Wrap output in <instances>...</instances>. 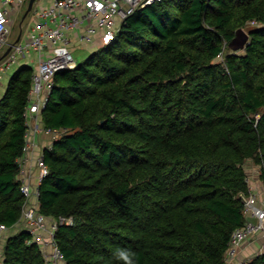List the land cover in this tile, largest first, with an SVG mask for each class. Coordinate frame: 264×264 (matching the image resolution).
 Segmentation results:
<instances>
[{"label":"trees","instance_id":"trees-1","mask_svg":"<svg viewBox=\"0 0 264 264\" xmlns=\"http://www.w3.org/2000/svg\"><path fill=\"white\" fill-rule=\"evenodd\" d=\"M244 49L230 43L239 29ZM33 68L0 99V223L23 216L20 158ZM260 114L256 119L255 115ZM60 132L43 156L40 212L60 222L66 264H225L245 222L243 195L264 181V0H161L115 39L56 73L42 110ZM0 264H48L28 228ZM246 264H264V253Z\"/></svg>","mask_w":264,"mask_h":264},{"label":"built area","instance_id":"built-area-1","mask_svg":"<svg viewBox=\"0 0 264 264\" xmlns=\"http://www.w3.org/2000/svg\"><path fill=\"white\" fill-rule=\"evenodd\" d=\"M158 1L161 0H53L50 5L35 6L30 12L31 20L27 30L22 26L20 38L11 41L15 18L28 0H0V52L4 53L12 46L10 52L0 60V81L12 74L17 67L33 65L36 60L32 59L33 53L38 56L25 112L27 123L30 117L35 120L32 129L34 133H55L44 128L41 114L49 99L56 73L78 65L72 50L74 40L77 38L82 43L91 44L99 36V44H109L130 14L140 7ZM255 117L258 119L260 114ZM30 133L28 129L25 153L35 146L30 140ZM37 167L39 173L35 185L31 184L23 170L20 172L22 193L27 200H38L34 205L26 204L22 218L34 240L42 247L51 248L49 258L46 257L48 264H66L56 240V232L59 223L72 224L73 219L62 217L58 222L40 212L39 186L50 172L43 153L37 158ZM255 170L261 177L262 167L258 166ZM249 182V192L243 195L245 222L231 236L225 264H246L245 259L239 258L241 248L253 236L264 231V190L259 192L254 188L251 177ZM6 230L7 226L0 223V232Z\"/></svg>","mask_w":264,"mask_h":264},{"label":"crops","instance_id":"crops-1","mask_svg":"<svg viewBox=\"0 0 264 264\" xmlns=\"http://www.w3.org/2000/svg\"><path fill=\"white\" fill-rule=\"evenodd\" d=\"M52 1L53 0H37L38 3V6L39 7H43V6H47V5H50L52 4ZM35 3V4H36ZM29 6V0H28V3L25 5ZM37 6L34 5V7ZM37 6V7H38ZM27 10V9H26ZM30 14V13H29ZM28 14V15H29ZM25 16V15H24ZM14 25V24H13ZM24 26V21H22L21 23V27ZM20 33H21V28H20V31H19V34L18 36L15 37V39H18L19 36H20ZM99 37V36H98ZM98 37L96 36V39L94 42H92L91 44H85V43H82L80 42L77 38L74 40V43H73V46H72V50L73 52L78 49V48H81V47H84V48H88V49H92V52H94L95 50H97L99 48V46L101 44H99V40H98ZM6 52V51H5ZM4 53H1L0 54V58L5 54ZM49 53V52H48ZM37 56V55H36ZM37 59H38V56H37ZM28 65V64H26ZM24 66V65H22ZM22 66L20 67H17L12 74H10L9 76H7L3 81H0V99L3 97L4 93L6 92V89H7V86L10 82V79L11 77L13 76V74L19 70ZM32 67V65H29ZM33 68V67H32ZM34 72V70H33ZM42 117V116H41ZM34 122L35 120L33 119V117H30L29 120H28V124H29V131L31 132V136H30V140H32L35 144L34 148L31 149L29 152L25 153L21 158H20V165H21V170H23L25 172V175L28 176V179L29 181L31 182L32 185H35L37 183V178H38V173H39V169L37 167V158L38 156L43 153L44 149L46 147H49L52 145V143L54 142V140L57 137L56 136H53L57 133V131H55V133L52 134H45V133H34L32 131L33 129V126H34ZM53 136V137H52ZM52 137V138H50ZM257 167H255L256 169ZM251 184L253 185L254 188H256L259 192H261L262 190H264V181L261 179V177L259 175H257V172L256 170L253 171L251 173ZM38 203V200L36 198H30L29 200H27V205H34ZM24 223V224H23ZM22 224V225H20ZM25 228V222H24V219L21 218V220L17 223V225L15 227H13L12 229H16V228ZM11 229V230H12ZM21 229V228H20ZM19 230V229H18ZM14 231V230H13ZM254 237V236H253ZM256 242V241H255ZM251 246L249 244V241L246 242L243 247L241 248L240 250V253H239V258L242 259V257H244V255L246 253H248V251L250 250ZM49 249V248H48ZM245 259V258H243Z\"/></svg>","mask_w":264,"mask_h":264},{"label":"rangeland","instance_id":"rangeland-1","mask_svg":"<svg viewBox=\"0 0 264 264\" xmlns=\"http://www.w3.org/2000/svg\"><path fill=\"white\" fill-rule=\"evenodd\" d=\"M38 3L39 2L36 3L37 6H38ZM26 9H27V6H24L20 10V12H18V14H17V16L15 18V22H14L13 29H12V35L10 36V40L11 41H13L16 36H18L20 28H21L22 21H24L23 28H24L25 31L27 30V28L29 26V23H30V20H31V15L29 14L26 18H24V15L26 13ZM102 45L103 44H101L99 47H101ZM91 53H92V49L81 47V48H78V49H76L74 51V57H75L77 62H81V61L85 60ZM0 54H1V52H0ZM34 58L36 60L34 61V64L32 65L33 70L36 69L37 64H38L37 56H36V54L33 53L32 54V59H34ZM52 135H53V133H52ZM56 135H59V133L57 132L53 136H56ZM52 137H50V138H52ZM20 225H22V224H20ZM20 228H22V227H20ZM20 228H16V229H12V230L8 229V230H6L4 232H0V261L3 260L5 239L10 234H13V233L17 232L18 229H20ZM25 228H26V225H25ZM249 244L251 246L250 250L248 251V253H246L244 255V257H242V259L245 258V260L247 262L251 261L258 254L264 253V231L259 232L253 238H251V240H249ZM50 249L51 248L48 249V247H46V246L43 247L44 254H45V256L47 258H49V254L51 252Z\"/></svg>","mask_w":264,"mask_h":264},{"label":"water","instance_id":"water-1","mask_svg":"<svg viewBox=\"0 0 264 264\" xmlns=\"http://www.w3.org/2000/svg\"><path fill=\"white\" fill-rule=\"evenodd\" d=\"M36 1L37 0H29V6H28V8L26 10L24 18H26L28 16V14L33 10ZM249 37H250V35H249V33L246 30H244L242 28L239 29L237 31L236 37L230 43V47L234 51H238L240 49H244L246 47V45L248 44ZM19 38H20V36H19ZM11 48H12V46H10L6 50L5 54L0 58V60H2V58H4L10 52Z\"/></svg>","mask_w":264,"mask_h":264}]
</instances>
